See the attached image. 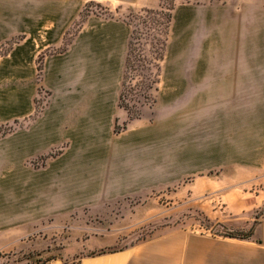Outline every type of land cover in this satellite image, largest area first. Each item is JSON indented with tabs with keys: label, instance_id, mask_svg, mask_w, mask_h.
Segmentation results:
<instances>
[{
	"label": "crops",
	"instance_id": "0c3cea01",
	"mask_svg": "<svg viewBox=\"0 0 264 264\" xmlns=\"http://www.w3.org/2000/svg\"><path fill=\"white\" fill-rule=\"evenodd\" d=\"M87 1L20 0L13 14L12 0H0V45L24 36L0 56V127L19 121L0 135V250L28 249V235L41 229L52 236L81 206L107 216L121 210L88 238V250L113 247L138 227L140 211L152 218L153 194L167 190L183 211L194 206L214 225L253 229L252 237L164 229L80 264H264V0L177 3L174 59L163 66L157 102L130 121L120 106L132 33L124 18L89 15L64 51L45 56L38 81L39 55L61 46ZM40 90L47 101L31 118Z\"/></svg>",
	"mask_w": 264,
	"mask_h": 264
},
{
	"label": "rangeland",
	"instance_id": "374dc122",
	"mask_svg": "<svg viewBox=\"0 0 264 264\" xmlns=\"http://www.w3.org/2000/svg\"><path fill=\"white\" fill-rule=\"evenodd\" d=\"M90 1H95L93 4H89ZM217 2L219 0H177L176 4H210L213 2ZM20 0H12V12L13 14L19 13L20 8ZM29 4L35 2V0H28ZM161 3V0H160ZM98 4V5H97ZM155 8H159L158 6ZM153 8V9H155ZM87 14L91 12H95L94 14L102 15L105 17H118V18H127L130 15L131 11H139L141 8H130V9H110L105 3H102L100 0H89L87 1L83 9V11ZM93 14V13H91ZM90 14V15H91ZM80 17L75 23L70 27L67 31L64 39L70 38V36L77 33L79 30L78 24L80 23ZM137 22V21H136ZM137 24H140L137 22ZM143 25V24H142ZM139 25V30H142L143 26ZM150 30L149 34L145 35L142 39L137 40L141 42V46L144 50V54H146L147 61L145 62V67L139 66L136 68V63H133L128 72L126 78V87H125V99L124 104H128L131 114L140 113V117L142 116V109L144 106H153L155 102H157L158 94H159V85L162 79L163 66L167 60H171L174 58H169V46L167 44L166 51L164 54V59L162 61H157L154 59L155 53L152 50L150 45L152 36L157 34L158 31L154 28ZM198 27V25L196 26ZM76 35V34H75ZM74 35V37H75ZM170 35V33H169ZM23 35L17 34L14 36L9 44L3 43L1 48L6 50L11 48L18 43L21 39H23ZM73 37V39H74ZM139 37H137L138 39ZM180 37L177 35L173 42L170 39L169 44L175 48L180 45ZM9 41V40H8ZM169 41V40H168ZM64 42V40H63ZM193 40L188 38L187 45L193 44ZM6 44V45H5ZM178 45V46H177ZM64 46L62 43L59 47H53L47 50H51V53L60 52L61 48ZM0 49V54L3 52ZM168 50V51H167ZM46 51V50H45ZM44 52V51H43ZM134 59V54H133ZM153 62V63H152ZM157 64H159L160 69H157ZM38 66V59H37ZM43 73V72H42ZM160 74V75H159ZM159 75V76H158ZM42 77V75H41ZM39 74L37 73L38 81H40ZM159 77V83L156 85L157 89H151L147 87V83L153 78ZM144 94L148 97L144 98ZM48 93L40 90V95L36 98V108L37 106L40 109H43L45 103L47 101ZM125 109V108H124ZM126 110V109H125ZM137 110V111H136ZM127 111V110H126ZM128 112V111H127ZM36 113V111H35ZM35 117V114L31 116V118ZM139 118V117H138ZM27 120H30L27 119ZM23 121L22 124H25L26 121ZM125 124V123H124ZM123 125H118L121 130L124 129ZM15 125H19V121L15 124L7 125V127L14 128ZM6 128L3 126L0 130V135L3 134V129ZM60 149L53 150L52 152H56ZM51 157V156H49ZM47 155L41 157L39 160L34 161L32 165L34 167H38L44 165L47 160ZM171 190L173 188H170ZM167 191V190H166ZM166 191L155 192L153 194L156 195L155 206H151L150 210H152L151 216L152 218L148 219L147 215L142 211L139 212V223L138 227L135 229H124L123 238L118 243L120 246H128L129 242L132 240V243L143 241L149 239L157 233V231L164 229H181L184 231H189L198 236H209L214 237L217 236L223 240V237H228L220 234L223 231L224 227L227 230H230L227 226H219L214 225L213 222L210 221V224L207 220V217L199 210H196L194 206L189 207L191 209L187 211H183L186 209L185 205L183 209L179 206L178 203L174 202L171 198H169L164 193ZM136 201V202H135ZM133 204H136L140 207L141 199L135 198L133 199ZM125 202H119L115 204L116 206L121 207L124 206ZM148 211V209H146ZM182 210V212H181ZM106 212H98L96 214H91L90 207L81 206L77 208L72 214L71 217L68 218L64 223H61V226L58 229L54 230L53 235H49L46 230L41 229L37 231L35 234H29L27 238V242L29 244L28 249L25 247L22 249L20 247H16L15 249H4L0 250V264H80L81 259L84 256H90L91 252L97 250H88V247H91V242H89L88 238L92 234L100 235L103 230V224H106V220H112L114 216L118 215L117 218L119 220V214H121V210L119 209L116 214H111L107 216ZM91 221L93 222L90 227H87L85 222ZM210 225V226H209ZM46 231V232H44ZM233 231V230H231ZM50 232V231H49ZM127 235H130L127 239ZM227 240V239H226ZM48 244H47V242ZM226 242H235L234 240H227Z\"/></svg>",
	"mask_w": 264,
	"mask_h": 264
},
{
	"label": "trees",
	"instance_id": "16d2710c",
	"mask_svg": "<svg viewBox=\"0 0 264 264\" xmlns=\"http://www.w3.org/2000/svg\"><path fill=\"white\" fill-rule=\"evenodd\" d=\"M176 1L177 0H161L159 8H155V9L143 8V9L136 11V12L131 11L130 15H128L127 18H124V20L132 26V33H131V40L129 43L128 53H127L125 71H124V82H123V89H122L121 96H120V106L125 108L128 111L129 121L140 117V113L131 114L130 109L128 107V104H124V99L126 97L125 87H126L127 72L133 63H136V68L139 66L145 67V62L147 61L146 54H144V50L141 46L142 44H141V42H138L137 40L142 39L145 35L149 34L153 25H155L156 27H154V28L158 31V33L154 34L152 36L153 39L151 40L150 45L152 47L153 52L155 53L154 59L157 61H162L164 59V54H165L167 44H168V40H169V33H170L171 24L173 21V11L176 7ZM93 3H95V1L89 2V4H93ZM91 13H95V12H91ZM91 13L87 14L85 12V10L83 11V13H81L80 20H79L80 23H76V24H78L79 28L83 25V23L85 22V20L87 19V17ZM136 21L140 24H137ZM139 25L143 26L142 30H139L140 29ZM74 35L72 34L70 36V38H68L67 40L64 39V42H63L64 46L61 48V51H64L67 48V46L73 40ZM137 37H139V38L137 39ZM10 42H11V40L7 41L6 44H9ZM1 47L2 46H0V49L3 50ZM10 49H11V46H10V48L3 50V52L0 54V56L6 54ZM50 53H51V50H46V51L42 52L38 57L37 68H38L39 78L41 77L42 72H43L44 58L47 54H50ZM133 54H134V59H133ZM157 69L158 70L160 69L159 64H157ZM158 83H159V77L158 78L155 77L147 83V87L151 88V89H153V88L157 89L156 85ZM147 97L148 96L146 94H144V98H147ZM41 111H42V109H40L37 106L35 116H37ZM5 127L6 128H4L2 130L3 134H5V133H7L13 129L11 126L10 127L5 126ZM126 127H127V122H125L123 128L125 129ZM1 128L2 127H0V130H1ZM116 131L117 132L121 131V128L118 125L116 126ZM60 151L61 150H58L56 152H51L49 155H47V157L55 156ZM208 222L210 224L209 220H208ZM255 224H256V222H255ZM220 234H222L224 236H228V237H233V238L248 239V238L252 237L253 229H251L249 231L237 232V231L227 230L224 227L223 231H221ZM125 247H127V245L126 246H120V244H117L113 247L97 249L88 255L96 256V255H101V254H104L107 252H116V251L122 250Z\"/></svg>",
	"mask_w": 264,
	"mask_h": 264
}]
</instances>
